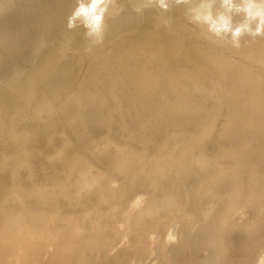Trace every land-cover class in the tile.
<instances>
[{"label":"rangeland","instance_id":"374dc122","mask_svg":"<svg viewBox=\"0 0 264 264\" xmlns=\"http://www.w3.org/2000/svg\"><path fill=\"white\" fill-rule=\"evenodd\" d=\"M80 2L45 0L27 39L0 32V205L41 225L0 264H66L51 236L83 251L69 264L150 245L152 261L216 215L222 264H264V35L217 36L197 0H109L89 35L68 24Z\"/></svg>","mask_w":264,"mask_h":264},{"label":"bare ground","instance_id":"6f19581e","mask_svg":"<svg viewBox=\"0 0 264 264\" xmlns=\"http://www.w3.org/2000/svg\"><path fill=\"white\" fill-rule=\"evenodd\" d=\"M38 3L42 4L41 10H39V9L37 10V7L34 6L35 4L37 5ZM44 3H45V0H0V27H1L0 32H2V33L7 32L6 35H9V34L12 35L14 31H16V30L19 31V27H21L19 34H21L22 37L20 39L19 38L18 39L22 40V39H27V38L31 37L32 33L34 32L35 27L39 25L40 21H42L43 12H41V11H43ZM2 33H0V34L3 35ZM16 33H18V32L16 31L15 34ZM12 36L16 37L17 35L16 36L12 35ZM8 37H11V36H7V38ZM5 38H6V36H5ZM7 38H6V40H7ZM1 40L2 39H0V43L3 42V40L2 41ZM11 40H13V38ZM7 42L8 43L11 42L10 39H9V41L7 40ZM12 44H11V46H12ZM14 44H15V42H14ZM0 47H1V44H0ZM1 48H3V47H1ZM9 50L11 51V48ZM53 180H56V178ZM186 195H187V197H189L187 203H190L193 201L195 206H199L200 201H199L198 195H200V193L198 190H195L193 187L187 188L186 189ZM40 198H41V201L43 203H45L46 200L43 198V196H40ZM6 200H3V201H6ZM7 202L8 201H6L5 203L7 204ZM46 203H48V202H46ZM1 204L2 205H0L1 206L0 209L2 210V212L0 214V254H3V255L5 254V257H7L6 253L10 255V251L13 252L14 250H16L18 244H20V247H21V243L22 244H23V242L27 243L29 241L30 235H31L30 238L32 239L31 232L33 231V233H34V229L41 227V225L38 226V224H40V223L37 220H36V222H32L30 220H29L30 221L29 222L25 219L23 220L21 217L22 215L21 216L19 215L18 219H13L11 216L8 217L6 212H5L6 207H7V206H5L6 204H3V203H1ZM53 205H56V204H53ZM201 207H206V204H203ZM185 208H186V206H185ZM196 214L198 215L199 212ZM26 218H27V216H26ZM215 224L217 225V227ZM219 224H220V217L218 215H216L213 218L211 224H204L201 226H197V228H195V227L193 228V226H191V227H189V226L182 227L181 226V233L183 234L182 238L179 239V241L176 243H172L171 240H173V239L170 240L168 238L159 241L158 244L155 245L156 246L155 247V254L152 256V258H153L152 261L150 259H148L149 256L153 252V250L150 248L151 245L149 246V249L148 248L147 249L146 248H140L138 251L136 249L135 250V252L137 251L136 252V258H138L136 260L137 264H143L141 262H146V261L148 263L152 262V264H222L223 258L219 257L218 253L216 252V248H217L218 244L222 246V244H223V237L222 236L225 235L226 240H228L229 234L227 233L226 230H222V228H219L220 227ZM36 226H38V227H36ZM191 229H194V230H191ZM217 231H219L218 234H217ZM35 234L33 235V237L36 236ZM218 237H219V241H218ZM50 240H52V242H54V245L57 248V251H56L57 253L54 250V253H56V254L53 255V256L57 257V259H58L57 262L59 260H61L63 263L69 264V262L67 260H71V258L69 259V257H71V255H74L69 250L70 249H76L75 251L79 250L76 247H74L70 243V241H68L66 238L59 239L56 236H51L49 238V241ZM151 244H153V243H151ZM23 245H25V244H23ZM41 247H42V245H41ZM36 248H34V251ZM39 248H40V246L37 249L39 250ZM67 251L70 252V256H69ZM75 251L72 250V252H75ZM79 251H82V250H79ZM66 254H67V256H69L68 259H66L67 258V256H65ZM82 254L84 255V253H82ZM4 260L6 261V259H4ZM7 260H8V257H7ZM55 260L53 259L52 261H55ZM118 260H123L124 262L121 261L118 263L115 260L114 263H111V264H126V263H128L127 257L121 256V255H119ZM5 261H4V263H6ZM61 261H59V262H61ZM1 262L2 261H0V263ZM71 262H73V261H70V264H71ZM51 263H54V262H51ZM134 263H136V262H134ZM6 264H8V262Z\"/></svg>","mask_w":264,"mask_h":264},{"label":"clouds","instance_id":"9594fccd","mask_svg":"<svg viewBox=\"0 0 264 264\" xmlns=\"http://www.w3.org/2000/svg\"><path fill=\"white\" fill-rule=\"evenodd\" d=\"M109 0H84L69 17V27L81 22L89 35L99 36ZM161 8H167L165 0H159ZM191 19L206 24L217 36L229 35L237 42L242 35H264V0H197L189 8ZM242 17L236 21L234 17Z\"/></svg>","mask_w":264,"mask_h":264}]
</instances>
